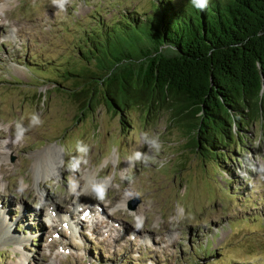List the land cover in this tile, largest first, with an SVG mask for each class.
<instances>
[{
    "label": "rangeland",
    "instance_id": "rangeland-1",
    "mask_svg": "<svg viewBox=\"0 0 264 264\" xmlns=\"http://www.w3.org/2000/svg\"><path fill=\"white\" fill-rule=\"evenodd\" d=\"M151 5L0 0V264H264L263 122L249 128L241 160L220 165L188 147L168 111L126 112L128 126L100 97L84 117L49 81L82 50L115 43L120 10ZM81 202L97 207L86 217Z\"/></svg>",
    "mask_w": 264,
    "mask_h": 264
},
{
    "label": "trees",
    "instance_id": "trees-1",
    "mask_svg": "<svg viewBox=\"0 0 264 264\" xmlns=\"http://www.w3.org/2000/svg\"><path fill=\"white\" fill-rule=\"evenodd\" d=\"M120 13L115 43L82 50L49 81L84 117L100 97L128 126L126 112L165 110L188 147L220 165L239 162L249 128L264 123V0H210L204 11L190 0H152L149 10Z\"/></svg>",
    "mask_w": 264,
    "mask_h": 264
},
{
    "label": "clouds",
    "instance_id": "clouds-1",
    "mask_svg": "<svg viewBox=\"0 0 264 264\" xmlns=\"http://www.w3.org/2000/svg\"><path fill=\"white\" fill-rule=\"evenodd\" d=\"M54 4H56L60 9H64L65 5L68 3V0H53ZM210 3V0H190L191 6L199 11H204L205 9L208 8ZM257 67H259V62L257 61ZM32 123L39 124L40 120L38 116H33L32 117ZM143 142L145 145H147V148L149 151H159L160 149V141L158 136H152L149 133H144L143 134ZM80 151L86 152L87 148L86 147H80ZM148 154H142L140 152L135 153L134 159L140 160V159H147Z\"/></svg>",
    "mask_w": 264,
    "mask_h": 264
},
{
    "label": "bare ground",
    "instance_id": "bare-ground-1",
    "mask_svg": "<svg viewBox=\"0 0 264 264\" xmlns=\"http://www.w3.org/2000/svg\"><path fill=\"white\" fill-rule=\"evenodd\" d=\"M0 16H1V15H0ZM1 17H3V15H2ZM2 21H3V19H2ZM4 135H5V134H4ZM15 145H16V144H15ZM21 145H22V144H21ZM19 146H20V145H19ZM1 154H3V153H1ZM0 157H2V156H0ZM3 157H4V156H3ZM4 158H5V157H4ZM53 163H54V162H53ZM55 163H56V162H55ZM59 167H61L60 170H62V166H59V165H58L56 168H59ZM37 185H39V184H37ZM76 192H77V191H76ZM76 192H75V193H76ZM121 194H122V193H121ZM120 196H121V195H120ZM57 209H58V207H57ZM13 211H15V210H13ZM59 211H60V210L58 209V215L60 214ZM0 214H1V212H0ZM3 215H4V214H1V215H0V221H1V222L4 221L3 223L7 224V223H6V220H5L4 217H3ZM60 215L62 216V214H60ZM69 217H70V216H69ZM71 217H72V216H71ZM62 220H63V219H62ZM64 221H65V220H64ZM64 221H62V223H63ZM12 222H13V221H12ZM20 224H21V223H20ZM9 228H10V226H9ZM73 232H74V231H73ZM17 236H18L19 238L23 239L24 241H28V239H26L25 237H23L22 234H21V235L18 234ZM17 243H19V242H17ZM22 243H23V242H20L19 244H22ZM55 243H56V242H55ZM18 246H19V245H18ZM22 260H25V258L23 257ZM18 263H19V262H18Z\"/></svg>",
    "mask_w": 264,
    "mask_h": 264
}]
</instances>
